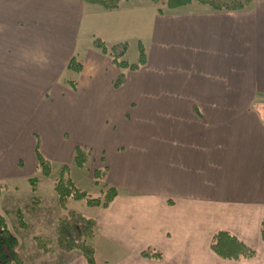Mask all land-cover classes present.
<instances>
[{
	"label": "crops",
	"instance_id": "crops-1",
	"mask_svg": "<svg viewBox=\"0 0 264 264\" xmlns=\"http://www.w3.org/2000/svg\"><path fill=\"white\" fill-rule=\"evenodd\" d=\"M152 5L0 0V185L15 193L39 175L37 147L59 169L83 148L92 173L106 170L98 186L118 191L108 208H62L38 187L31 198L95 221L96 264H264V0L232 12ZM94 38L141 42L146 65L119 71ZM72 57L79 74L66 71ZM220 232L254 255L218 257ZM60 255L54 264H87Z\"/></svg>",
	"mask_w": 264,
	"mask_h": 264
},
{
	"label": "trees",
	"instance_id": "trees-1",
	"mask_svg": "<svg viewBox=\"0 0 264 264\" xmlns=\"http://www.w3.org/2000/svg\"><path fill=\"white\" fill-rule=\"evenodd\" d=\"M140 2H149L154 5L164 6L166 11L178 10L190 5H198L207 8L214 12H232L243 11L250 9L253 0H138ZM87 5L99 7L106 11H113L128 0H84ZM157 13L162 15L164 10L158 9ZM92 47L103 56L109 58L113 67L119 71H138L146 65L147 53L145 46L138 42L137 44V61L129 63L126 60L128 51V43L120 42L113 45H108L106 42L99 38H94ZM82 70V65L74 57H72L66 66V71L79 74ZM125 82V77L121 74L116 82L114 88H120ZM66 85L71 91H76V82L68 79L65 81ZM90 153L83 148H76L72 160V165L75 168L81 169L89 162ZM37 170L44 177H50L52 164L45 160L39 150L36 148ZM70 167L64 165L61 167L58 178L53 182V189L58 195L61 207L68 201L84 202L86 206L91 208L106 209L110 203L118 195L117 189L114 187L106 186L100 191L97 198L90 197L85 191L77 188L73 181L69 178ZM106 170H95L93 172L94 183L98 184L103 180ZM29 185L32 190L36 188L38 179L31 178ZM3 186L0 185V193ZM18 211V210H17ZM16 211V212H17ZM21 217V214H18ZM19 221L23 224L22 218ZM96 223L93 219L85 218L81 214L74 211H69L60 216L57 226V239L56 243L58 249L63 253L78 252L86 261L87 264H96L95 249L90 244V240L94 236ZM261 237L264 241V222L261 226ZM49 244L51 241L46 240ZM17 245L16 238L10 233L6 221L0 216V264H21L16 254L15 247ZM211 250L220 258L226 260H246L254 255V252L247 248L243 243L239 242L236 238L228 233H217L210 245ZM50 251V250H49ZM142 258L148 260H159L161 254L152 249H146L141 253Z\"/></svg>",
	"mask_w": 264,
	"mask_h": 264
},
{
	"label": "rangeland",
	"instance_id": "rangeland-1",
	"mask_svg": "<svg viewBox=\"0 0 264 264\" xmlns=\"http://www.w3.org/2000/svg\"><path fill=\"white\" fill-rule=\"evenodd\" d=\"M130 1L134 2V0ZM144 3L149 4V2ZM156 7L157 10H164L165 13L175 11H166L165 7L161 5H156ZM187 8V10L190 11L206 9L195 4ZM79 48H81V45H79ZM134 55L136 57L137 47L134 43L128 44L126 60L129 63H134V59H132ZM68 76L71 77L69 73ZM68 79L67 77V80ZM60 170L61 168L59 169L53 166L50 177L47 178L42 176L38 171L39 175L33 176V178L40 179V183L38 185V181L36 187L44 193L52 191L58 198V195L53 189V182L58 178ZM91 177H93V173L89 163L81 169L75 168L72 165L69 171V178L77 188L85 191L90 197L97 198L100 195L102 187L95 184V181L91 182L89 180ZM97 186L98 188H96ZM39 194L40 192L36 190V188L32 190L30 185H26L24 188L20 187L15 193H11V190L5 191L4 189L0 193V216L6 221L10 233L17 240L15 251L21 264H54L53 259L56 258L58 260V255L66 254L58 249L56 239L58 220L61 215L68 211L66 212L65 210L58 215L56 209L52 210V206H56V204L53 205L52 202L49 204L47 201L45 202L47 203L45 206L48 208L43 207L44 204H42V207L39 206V209H37L36 201L32 199L31 196L36 197ZM10 195H12V197H10ZM19 213L21 217L18 215ZM19 218H22L23 224L19 221ZM46 240H50L51 242L48 244ZM62 261L63 260H61L60 263H62ZM56 264H58V262H56Z\"/></svg>",
	"mask_w": 264,
	"mask_h": 264
}]
</instances>
